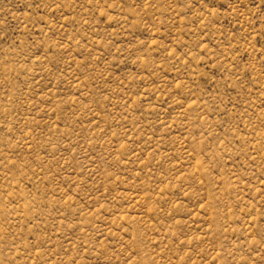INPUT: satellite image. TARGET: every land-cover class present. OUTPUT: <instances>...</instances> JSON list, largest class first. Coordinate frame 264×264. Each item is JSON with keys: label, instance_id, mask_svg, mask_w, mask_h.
I'll return each instance as SVG.
<instances>
[{"label": "rangeland", "instance_id": "rangeland-1", "mask_svg": "<svg viewBox=\"0 0 264 264\" xmlns=\"http://www.w3.org/2000/svg\"><path fill=\"white\" fill-rule=\"evenodd\" d=\"M0 264H264V0H0Z\"/></svg>", "mask_w": 264, "mask_h": 264}]
</instances>
